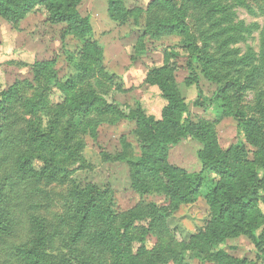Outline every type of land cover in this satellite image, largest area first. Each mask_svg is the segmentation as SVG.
Segmentation results:
<instances>
[{"label":"trees","instance_id":"trees-1","mask_svg":"<svg viewBox=\"0 0 264 264\" xmlns=\"http://www.w3.org/2000/svg\"><path fill=\"white\" fill-rule=\"evenodd\" d=\"M80 0H0V16L17 25L26 15L39 9L46 11L50 22H63L67 30L83 36L91 31L89 17L76 9ZM114 14L122 12V0H108ZM194 21L192 33L186 21V9L177 0H153L148 8L146 26L155 35L186 36L189 59L186 84L198 87L200 73L220 83L210 104L219 115H231L238 130L252 147L234 144L227 149L217 146L212 126L205 121L179 114L185 109L173 83L171 70L156 73L150 82L157 85L166 104L162 119L135 114L136 125L143 130L141 155L134 163L136 176L147 173L160 188L168 206L192 202L206 181L205 195L208 217L198 236L207 244L225 242L228 233L244 234L255 246V257L264 260V91L258 84L264 70L238 67L236 74L224 79L225 65L231 61L229 45L245 39L250 26L235 21L233 6L252 11L247 0H182ZM200 40L201 45H198ZM211 41L222 50V57L210 54ZM196 58L202 69H196ZM42 65V63H39ZM245 76V79H242ZM83 82L82 77L79 78ZM76 81H64L67 87ZM19 83L0 89V264H155L149 254L142 231H131L140 224L146 229L157 224V214L164 208L152 206L149 213L130 212L118 215L106 203L108 189L92 181H80L72 175L77 166L76 155L55 138L53 128L43 130L38 115L42 99L32 100ZM250 86L257 91L255 108L259 116L247 115L241 108V92ZM198 87L195 104L206 108ZM93 107L116 110L115 104L98 97L87 86L70 97L72 117L86 116ZM190 133L202 142L198 152L203 172H187L165 162L166 143L173 141L170 130ZM65 160H70L69 164ZM68 183L64 192L53 185ZM59 203L60 210H51ZM50 212L48 218L42 214ZM227 264H246V258H235Z\"/></svg>","mask_w":264,"mask_h":264},{"label":"rangeland","instance_id":"rangeland-1","mask_svg":"<svg viewBox=\"0 0 264 264\" xmlns=\"http://www.w3.org/2000/svg\"><path fill=\"white\" fill-rule=\"evenodd\" d=\"M152 1L122 0V12L114 14L108 0H80L76 9L81 16L89 17L91 25V31L83 36L69 32L63 22L48 21L43 9L29 13L17 25L0 16V89L19 83L26 85L24 92L32 100H43L44 107L38 108L43 130L53 128L55 138L74 152L78 164L72 175L77 180L92 181L109 190L105 201L119 218L130 212L149 213L152 206L164 208L157 214V224L148 229L145 224L131 229L137 236L148 231L145 240L155 264H227L231 258H246V264H264L255 257L254 243L244 234L228 233L225 242L216 244H207L198 236L209 213L206 181L192 202L168 206L152 176L144 172L134 175L144 135L136 125L135 114L162 119L166 100L150 79L166 70H171L173 83L185 103L179 114L182 122L186 118L205 121L213 128L218 148L241 144L252 156V147L239 132L236 120L229 114L220 116V109L210 104L219 82L200 73L198 87L206 108L195 104L198 87L185 83L189 39L172 34L158 36L148 29L146 17ZM247 2L252 11L242 6H233L232 11L235 21L250 26L249 33L229 45L231 61L244 62L226 64L221 70L222 81L235 75L238 67L246 72L264 70V0ZM177 3L183 5L182 0ZM190 14L186 9L188 28L196 35ZM197 43L201 45L200 40ZM210 45V54L222 57V50L212 41ZM192 61L196 69H202L196 58ZM70 79L76 81L75 85L65 86L64 81ZM83 86L121 111L93 107L85 117H72L70 97ZM255 86L264 91V74ZM257 91L250 86L241 92V108L247 115L259 116L255 108ZM170 133L176 138L166 143L167 164L217 179L203 170L198 157L203 146L199 138L176 129ZM67 186V182L57 183L53 188L64 192ZM260 207L264 213V204ZM51 210L58 212L59 203ZM42 214L52 217L50 212Z\"/></svg>","mask_w":264,"mask_h":264}]
</instances>
